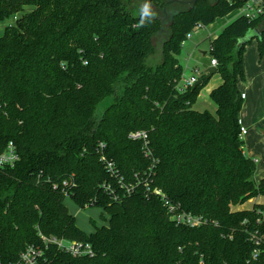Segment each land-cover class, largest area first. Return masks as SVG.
<instances>
[{
  "label": "trees",
  "instance_id": "1",
  "mask_svg": "<svg viewBox=\"0 0 264 264\" xmlns=\"http://www.w3.org/2000/svg\"><path fill=\"white\" fill-rule=\"evenodd\" d=\"M171 1L0 0V22L21 14L0 35V152L11 144L18 159L0 168V264L41 244L40 236L83 241L94 251L90 258L58 254L52 264H263V255L251 260L249 239L256 231L264 238L262 207L238 209L264 197V180L255 181V162L239 139L238 85L245 47L256 39L264 55V16H239L209 42L205 55L216 60L221 82L208 95L215 111L198 110L210 78L202 73L200 85L180 91L182 44L195 26L241 3ZM145 3L166 11L167 21L153 14L142 23ZM162 25L167 36L158 52ZM106 99L111 103L98 114ZM134 132L147 134L150 155L129 137ZM102 156L125 181L139 174L149 190L140 185L114 201L102 185L122 191ZM152 189L205 222L175 225ZM65 193L80 209H101L107 225L81 230Z\"/></svg>",
  "mask_w": 264,
  "mask_h": 264
},
{
  "label": "built area",
  "instance_id": "2",
  "mask_svg": "<svg viewBox=\"0 0 264 264\" xmlns=\"http://www.w3.org/2000/svg\"><path fill=\"white\" fill-rule=\"evenodd\" d=\"M229 3L231 0H227ZM237 12L238 16H242L248 20H254L261 16H264V0H247L244 3H241V6L235 9L233 12ZM201 26L197 25L194 28V31L200 29ZM189 37V34L187 35ZM210 67L215 68L217 62L215 59L209 61ZM197 82L195 77H190L188 79H182V87L180 91L186 90L188 87L193 86ZM241 99H244V94H241ZM239 121V120H238ZM240 125V122H239ZM247 134V131L240 126L239 139L243 140L244 136ZM132 140H138L142 144V149L146 152L147 155H150L149 150L147 149V134L145 132H134L129 136ZM101 147V145H100ZM103 148V147H101ZM105 163V169L114 180V183L117 185V188L122 191V195L117 194L113 187L104 183L102 188L105 193L113 197L114 201H121L122 197L130 195L135 189L143 185L146 191L149 190L148 183H144L139 178V174L135 173L129 181H125L122 176L119 175L116 170L113 162L106 160L103 156L101 157ZM17 156L15 155L14 148L11 144L7 148L0 152V168L13 166L17 161ZM64 186L66 183L63 184ZM57 186H54L53 189H57ZM152 194L158 197L162 202L163 206L166 209V213L169 215L170 220L178 226H185L188 228H195L201 225L203 221L200 217L193 216L191 214L181 212L178 207L170 203L166 198H164L163 193L158 189H152ZM65 198L69 199V196L65 193ZM92 206L91 203L85 204L83 209H88ZM80 210V208H79ZM263 215V214H262ZM245 223V222H244ZM258 224L264 225V215L261 220H257ZM249 239L253 245V249L250 254V258L253 261H256L264 256V238L259 236L258 232L249 234ZM41 244L39 245H29L27 246L19 255L18 259L12 264H52L54 258L58 254H65L72 258H82V257H92L94 251L92 246L89 243L83 241H70L66 239H57L55 237H44L40 236ZM51 249L55 251L54 257L49 256ZM264 264V261H263Z\"/></svg>",
  "mask_w": 264,
  "mask_h": 264
},
{
  "label": "crops",
  "instance_id": "3",
  "mask_svg": "<svg viewBox=\"0 0 264 264\" xmlns=\"http://www.w3.org/2000/svg\"><path fill=\"white\" fill-rule=\"evenodd\" d=\"M172 1L169 2V4L180 5ZM162 13L165 19L163 20L164 21L163 23H165L167 21L168 15L166 11H165L166 14H164V11ZM224 18H221L219 20L223 22ZM230 21L231 20L229 19L227 20L224 19L223 23L219 22L220 23L218 27L219 30L222 31L223 28L226 27ZM166 26L162 25V32L166 30L165 29ZM219 33H212V39L216 38ZM209 64L210 63L208 62V65L206 66V70L210 68ZM243 67H244L245 80L239 83L238 88L240 93L244 94L245 97L242 100L243 102L238 116L239 118L238 120L240 122V126H242L247 131V134L244 136L242 140L243 152L248 158L254 160L256 165L254 179L255 181H260V180H264V55L262 57L259 56L256 39H253L250 42V44H248L245 47L243 54ZM206 70L202 73L207 74ZM202 73H200L199 76ZM182 75H183V79L195 77L198 81L199 78L198 75H195L193 73L189 75H185V74ZM220 82H221L220 77L217 74L213 75L210 78V80L207 83L208 85L207 89L204 91V96L207 99H209L208 95L210 91L216 88L220 84ZM198 101H199L198 104L195 105V108H197L198 110L206 109L211 112L215 111V106L213 104H212V108L208 109L200 105V97ZM199 107H201L202 109H200ZM262 198L264 197H258L252 199L248 201L246 204L260 205L263 211L264 202L263 200L261 201ZM238 209L239 210L243 209V206H241Z\"/></svg>",
  "mask_w": 264,
  "mask_h": 264
},
{
  "label": "rangeland",
  "instance_id": "4",
  "mask_svg": "<svg viewBox=\"0 0 264 264\" xmlns=\"http://www.w3.org/2000/svg\"><path fill=\"white\" fill-rule=\"evenodd\" d=\"M216 0H210L211 3L215 2ZM150 12H152L154 15L157 14V16L160 17L162 23L164 22V15L159 13L156 9L153 7H149ZM30 9H25V12H29ZM21 14H16L15 16L10 17L9 19H6L2 22H0V35H2L3 30L6 26L15 25L16 20L20 17ZM238 16V13L232 12L229 14V16L225 17L224 19L227 20H234ZM223 19V22H224ZM215 20L211 25L208 26H202L200 29L193 31L189 34V37L187 36L186 40L183 42L180 54L178 56V60L180 64L182 65V73L185 75H189L191 73L198 75L206 70V66L209 62V57L207 55H203V53H209L210 46L209 42L212 39V33H219L221 30H219V22H222L221 20ZM230 21V22H231ZM222 22V23H223ZM229 22V23H230ZM167 36L166 30L161 31L158 34V37L155 40V45L157 47V51L159 52L161 49V44L164 41L165 37ZM159 55V53H158ZM158 56L157 54L150 59V64L153 65L157 62ZM197 76V77H198ZM210 84V83H209ZM206 85L199 93L197 97L196 104H198V99L200 97V105L211 109L212 103L209 99H207L204 96V91L207 89ZM203 96L201 97L200 96ZM111 103V99H106L103 103H101L98 108L97 112L98 114H101L103 109H105L109 104ZM195 104V105H196ZM202 109L201 107H199ZM264 198L261 199V201ZM65 206L68 209V212L74 216L77 226L85 231L86 233L94 232L95 228H99L102 226L107 225L108 216L103 213V211L96 207H90L88 209H80L73 204V202L70 199H65L64 201ZM252 204H244L243 209L251 208ZM262 214L264 215V205H263V211ZM103 215V218L100 216Z\"/></svg>",
  "mask_w": 264,
  "mask_h": 264
},
{
  "label": "water",
  "instance_id": "5",
  "mask_svg": "<svg viewBox=\"0 0 264 264\" xmlns=\"http://www.w3.org/2000/svg\"><path fill=\"white\" fill-rule=\"evenodd\" d=\"M197 1H200V0H173L172 2H176L182 6H192L194 5ZM235 2H239V3H244L245 1L247 0H233ZM164 14L165 11H164ZM162 23V21H161ZM162 31V29L160 30V32ZM260 35V32H251V33H248L244 38L240 39L237 43V46H236V49H239L245 42L247 41H251L253 38L255 37H259ZM203 55H205L203 53ZM206 73H207V76H206V79H209L211 78L215 73H216V69L213 68V67H210L206 70ZM201 84V81L198 80L195 84H194V87L198 86Z\"/></svg>",
  "mask_w": 264,
  "mask_h": 264
},
{
  "label": "clouds",
  "instance_id": "6",
  "mask_svg": "<svg viewBox=\"0 0 264 264\" xmlns=\"http://www.w3.org/2000/svg\"><path fill=\"white\" fill-rule=\"evenodd\" d=\"M141 13H142V20H141L142 23H143L144 18L153 15V13L150 12V8L147 3H145L143 7L141 8Z\"/></svg>",
  "mask_w": 264,
  "mask_h": 264
}]
</instances>
